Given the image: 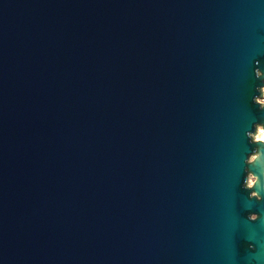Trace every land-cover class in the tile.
<instances>
[{"label": "water", "instance_id": "obj_1", "mask_svg": "<svg viewBox=\"0 0 264 264\" xmlns=\"http://www.w3.org/2000/svg\"><path fill=\"white\" fill-rule=\"evenodd\" d=\"M262 96L264 0H0V264H264Z\"/></svg>", "mask_w": 264, "mask_h": 264}, {"label": "rangeland", "instance_id": "obj_2", "mask_svg": "<svg viewBox=\"0 0 264 264\" xmlns=\"http://www.w3.org/2000/svg\"><path fill=\"white\" fill-rule=\"evenodd\" d=\"M260 100L264 102V96L260 97ZM259 131H260V128H258V130H257L256 133H254V137H255V138L258 137V135H259V133H260ZM253 179H254L253 175L250 174V175H249V181H248V182L251 184V182L253 181Z\"/></svg>", "mask_w": 264, "mask_h": 264}, {"label": "bare ground", "instance_id": "obj_3", "mask_svg": "<svg viewBox=\"0 0 264 264\" xmlns=\"http://www.w3.org/2000/svg\"><path fill=\"white\" fill-rule=\"evenodd\" d=\"M259 128H260V131H259L260 133H259L257 138L264 139V127L262 125H260Z\"/></svg>", "mask_w": 264, "mask_h": 264}]
</instances>
